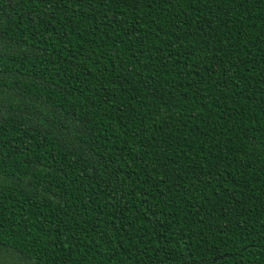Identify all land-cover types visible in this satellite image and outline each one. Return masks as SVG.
<instances>
[{
  "label": "trees",
  "instance_id": "obj_1",
  "mask_svg": "<svg viewBox=\"0 0 264 264\" xmlns=\"http://www.w3.org/2000/svg\"><path fill=\"white\" fill-rule=\"evenodd\" d=\"M0 264H264V0H0Z\"/></svg>",
  "mask_w": 264,
  "mask_h": 264
}]
</instances>
